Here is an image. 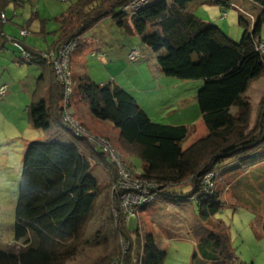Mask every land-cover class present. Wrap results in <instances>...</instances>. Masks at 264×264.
Wrapping results in <instances>:
<instances>
[{"label": "trees", "instance_id": "trees-1", "mask_svg": "<svg viewBox=\"0 0 264 264\" xmlns=\"http://www.w3.org/2000/svg\"><path fill=\"white\" fill-rule=\"evenodd\" d=\"M11 1L19 0L0 3L6 6ZM128 1L78 0L58 17V39L52 47L76 39L80 43L87 31L113 17L121 28L141 37L164 75L203 81L196 97L207 133L184 148L183 142L195 127L154 121L128 89L115 81L96 82L86 71L73 72L71 107L79 99L88 105L94 119L113 124L122 146L143 160V170L137 172V177L157 197L164 196L176 204H196L206 232L196 242L191 264H256L240 262L229 228L215 216L226 205L218 188L223 174L264 162V97L256 124L251 125L252 106L247 96L251 83L264 75V53L260 49L264 44V0H155L134 14L122 9ZM242 1L258 12L247 11ZM193 3L239 11V22L244 26L241 41L232 40L216 23L196 15L191 9ZM1 25L0 21V33ZM11 41L21 42L31 54L30 60L23 58L15 45L21 63L47 66L48 72L40 76L26 114L33 128L49 133L26 147L16 208L17 249H0V264H66L87 248L98 246L92 236L97 233L98 237L104 230L103 238L111 237L113 249L97 264H111L117 257L119 233L129 242L128 248L118 253L125 264H164L166 252L158 247L155 235L148 231L142 239L138 225L133 227L130 222L137 217L126 220L120 204L111 199L117 196L118 162L101 145L88 136L77 135L69 123L61 120L65 86L52 64L22 40ZM43 88L47 96H40ZM63 132L74 142L63 141ZM95 163L109 174L108 182L100 183L91 174ZM257 171L261 175L255 181L264 190L263 171ZM211 172L213 186L205 188L204 177ZM187 183L193 185V190L180 189L179 185ZM254 191V212L259 220L254 230L264 232L263 199ZM156 200L141 207L145 209ZM91 229L95 233L89 236ZM133 230L137 232L134 240L130 236Z\"/></svg>", "mask_w": 264, "mask_h": 264}, {"label": "rangeland", "instance_id": "rangeland-1", "mask_svg": "<svg viewBox=\"0 0 264 264\" xmlns=\"http://www.w3.org/2000/svg\"><path fill=\"white\" fill-rule=\"evenodd\" d=\"M77 1L78 0L11 1L6 7V13L10 21L5 24V33L8 35L10 43L12 42L11 40L13 37L24 40L20 37V29L21 27H24L33 16V19L30 22V35L25 39V41L28 43H31V41L32 43L36 42L37 44L33 45H41L38 47H42V49H45L51 43V45H49L51 48L58 39V29L60 28L58 17L65 13L68 8ZM241 6L250 13L256 14L258 12L257 8H254L248 2L242 1ZM191 9L201 18L216 23L226 34L232 37V40L236 42L241 41L244 33V26H242L239 22V11L235 9H222L221 7L204 3H193L191 5ZM224 11L227 13L226 15H223ZM42 22L45 23L47 35H44L40 32L43 25ZM110 22L107 21L103 23L102 27L96 30L98 33L96 39H99V41L103 40V44L106 43L105 48L110 55L108 56L109 62L107 63L109 65L107 66L104 62H102V60L107 59L105 56H90L88 53L89 47L85 46L84 39H81V42L75 48V50L77 49L78 51L74 50L71 53L72 64L73 61H75V66L73 64L71 68L72 72L78 74L79 72H77V70L80 71L84 69L86 73L89 72L91 74V78L93 80L100 82L105 79H112V74L115 75L121 71L116 69L115 65V67L110 70L111 63L115 64V61L117 60H123L127 65L137 63L146 64L148 70L142 71V76L132 78L126 76L127 74H123V77L120 79H124L125 85L131 88L132 93H134L140 101H143V104L146 107V103L149 105L152 104V106L149 108L151 109V113H153L152 115L156 120L162 119L159 118L160 116L163 118L166 117V115H168V109H164L160 114V111L158 112L156 106H154V101H150L151 97L155 96L153 93L155 91L148 89L144 96L143 92L140 93L138 90L139 88L144 89V83H141L139 80L143 82L147 77L149 83L153 85L152 87H158L159 84H162L163 86L159 88L160 90H156V92H159L156 95L160 94V96L157 98H159L160 101L162 100L164 105H168L173 102L181 93L187 96L192 94L196 96L197 91L203 85V81H182L181 79L171 76L156 75L152 71V66L148 61L152 60V62L155 64L157 62L153 59H150L151 55L148 56L147 51L149 49L143 43L141 37L136 34H128L125 28L120 31L118 24H110ZM103 34H106V36H103ZM119 35H121L120 39H125L121 43H118L116 40L118 39ZM261 36V39L264 42V29L261 33ZM131 40L134 43L132 44V47H130ZM122 45L126 46L122 47ZM134 45H138L137 48L139 49H135L130 53V55L133 56L131 59V57L128 56V53L133 48H135ZM10 47L14 51L17 48L12 46ZM17 50L20 52L19 49ZM151 52L153 51L151 50ZM139 54L143 55L144 57L142 56L143 58H138ZM146 54L148 60H146ZM134 61L136 62L134 63ZM48 62L50 63V61ZM31 64L32 65H29L28 67L36 68V75L39 77L41 66L36 62ZM53 69L55 71L54 66ZM125 71L126 70L124 69L122 73H125ZM150 76L153 77L151 80ZM174 82L185 83H180L179 86H175ZM247 96L252 106L250 124L255 125L260 103L264 97V75L251 83L247 92ZM143 97L146 100V103ZM16 104L18 105L17 107ZM84 105L88 106L85 103ZM9 108V106H2V110H0V249L2 250L17 249L15 238V227L17 221L16 208L19 199L20 182L24 170L23 160L26 147L29 142L43 139L48 135L47 131L33 128L30 125L26 112H24L25 104L23 102L16 101L14 102L13 108H10L11 110H9ZM64 109V113H69L73 118L72 121L74 124L86 131L83 132V135L88 136L90 140L94 141V143L103 146L104 150L109 153L111 158H114L118 162L119 176L122 178L123 171L128 173V175L124 174L125 177L122 178L123 183H125L127 187L119 186L123 188V190L121 189L119 192V188L115 187L117 196L115 194L113 197L111 196V199L113 198V202L115 204H120L119 206L121 207L123 195L125 196L128 190L134 189V182L137 180L136 178L139 174L137 172H141L143 170V160L140 156L133 154L132 150L126 149L124 146H122L121 142L119 141L118 131L113 126L106 125L108 123L96 119L101 124L96 125L93 130L78 116L74 110L75 108L71 107V99L68 100L66 105L64 101ZM195 113L200 114L198 107H196ZM62 119L63 117H61V120ZM71 127L76 129V126H73L72 124ZM195 129L191 130V133L183 142L184 148H187L196 139L204 136L207 133L206 127L202 122L199 123ZM62 134L63 141L74 142V139L68 133L63 132ZM91 137H94L97 140H93ZM102 139L106 140L108 143L106 144L105 142H101L100 140ZM258 167H260L259 169L263 171L262 175L264 178V162L256 164L253 167L243 171L234 170L223 174V180L219 179L221 181L219 182L220 185L218 188L222 194L221 200L226 201V205L224 206L223 210L215 216V218L221 219L229 228L233 245L236 248L240 262L254 261L256 264H264V233H256L254 230V224L259 222L257 218L258 215L254 212L256 206L253 193L255 192V189L258 194L262 192V209L264 210V190L261 189V187L255 181L257 179V175H261V171H259V173L258 171L252 172V170ZM91 174L100 183L104 184L109 181V174L98 163L93 165ZM179 186L181 187L180 189L185 191L193 190V185L189 183H187V185L181 184ZM158 191L160 190L158 189ZM155 199H157L156 202L152 203L151 206L145 209L141 206L137 208L136 211L138 214L136 213V221L129 220L131 222V226L135 227V225H138V230H140V236L142 239L145 233L148 231L155 235L158 247L166 252L164 264H191L194 251L196 250V242L199 237L206 232V226L203 224L200 218L196 204L185 202L183 204L184 208L179 209L173 207L170 204L174 203L173 201L169 199L164 201V196L160 195L157 197L156 195ZM256 203H258L257 200ZM114 209L117 210V206H115ZM117 217L119 218V215ZM94 231L92 232V229L88 231L89 236H92L95 233ZM119 234L120 235L116 240L117 244L119 245V251L117 254L115 253V257L118 256V253H120L125 247L128 248L129 245L125 235L122 233ZM136 235L137 232H135V230L130 232V236L133 238V240L136 238ZM104 236L105 230L100 232L98 237L97 233H95L92 236V240L97 242L98 246L93 245L92 247L87 248L82 254H79L66 264L101 263L98 262V260L101 257L106 256L107 253L111 252V249H113V240L110 239L111 237L103 238Z\"/></svg>", "mask_w": 264, "mask_h": 264}, {"label": "crops", "instance_id": "crops-1", "mask_svg": "<svg viewBox=\"0 0 264 264\" xmlns=\"http://www.w3.org/2000/svg\"><path fill=\"white\" fill-rule=\"evenodd\" d=\"M7 5L4 6L3 3L2 4L0 3V13H4V15L6 16L5 19L1 18V20H0L1 23H2V25H1V31L2 32L0 33V57H1L0 58V84H6V85H8V93H7V95H5L4 97L0 98V110H2V106H9L12 109L13 108V105H14V102L20 101V102H23L25 104L24 112H26L27 105H29L30 102L34 98L33 97L34 96V92H35V90L38 87V81H39L40 76L42 74H45V72H48V69H46L47 68L46 65L36 62L37 64H39L41 66V70H40L39 77H38L36 75L37 74V72L35 70L36 68H34V67H32V68L28 67L29 65H32L31 63H28V62H23L24 64H22L21 63V60H20V52L17 50V48L14 51L10 47V46H12V47L15 48V45L12 42H11L12 44L10 43V40L8 38V35L5 33V24L8 21H10V19H8V15L6 13V7H7ZM32 19H33V16H32ZM32 19H30L27 22V24L24 27H21V29H20V31L22 29H25V28H27V30H29V34L27 36H22V34H20V37L24 39V40H22V42H24L30 49H33L36 52H44L46 50H49L50 49L49 45H51V43L48 45V47H46L45 49H42V47H38V46H41V45H37V46L36 45H33V44H37L36 42H33L32 43V41H31V43H28L27 41H25V39L28 38L29 35H30V31H31V29H30V22H31ZM109 19L111 20V22H110ZM107 21H109L110 24L111 23L112 24H118L116 22V20H114L112 17H107V18L103 19L101 22H99L91 30L87 31L82 36L81 39L82 40L84 39V45L89 47L88 53L90 54V56L93 57L95 55H100V56L107 57V59L106 60H102V62H104L105 65L108 66L109 65V64H107L109 62L108 56H110V55H109V52L105 48L106 43L103 44V40L102 41L101 40L99 41V39H96L97 38L96 36L98 35V33L96 32V30L98 28H101L102 27V24L105 23V22H107ZM42 24L43 25L41 27V31L40 32L42 34H44V35H47V30L45 28V23L42 22ZM118 26L120 27L119 30L122 31L123 28H121V26L119 24H118ZM127 33L128 34H133V33H130L129 31ZM128 34H126V35H128ZM103 36H106V34H103ZM120 36L121 35H119L118 39H116L118 43H121L122 41L125 40V39H120ZM43 37H46V36H43ZM13 38H16V37H13ZM46 42H47V39H46ZM105 42H107V41H105ZM132 44H134V43L131 40L130 41V47L133 46ZM54 45H55V43H54ZM124 46H126V45H122V47H124ZM137 46L138 45H136V46L134 45V47H135L134 49H139V48H137ZM95 52H98V53H96L94 55L93 53H95ZM130 52L128 53V56L130 55ZM147 52H148L147 53L148 56L151 55V58L150 59H153V60H155L157 62L155 55H153V52H151L150 49ZM147 54L145 55L146 58H147ZM146 60H148V58ZM111 61H112V59H111ZM119 61L120 60L115 61V64L111 63L110 70H112V68L116 66L115 68L116 69H119L121 71H119L118 74H115V75L112 74L111 75L112 76V79H110V80L105 79V80L100 81L99 83H107L109 81H115L118 84H120L121 86H123L124 88L128 89L132 93L131 88H129V87H127L125 85L124 79L122 80L120 78L123 77V74H127L126 76L132 77V78H135V77H138V76L140 77V76H142V71H147L148 68H147L146 64H144V63L143 64L142 63L141 64L140 63H137V64L127 65L125 61H123V60H121L120 62ZM148 62L152 66V71L156 75H159V76L164 75L160 71L157 63L155 64L154 62H152V60L151 61H148ZM74 63H75V61H73V64ZM25 65H27V66H25ZM74 66H75V64H74ZM124 69L126 71H125V73H122V71ZM84 71H85L84 69H82L80 71L77 70V72H79V73L84 72ZM90 76H91V74H90ZM151 78H153V77L150 76V80H151ZM139 81L141 83H144V86H143L144 89H140V88L138 89L140 91V93L143 92L144 96H145L146 92L148 91V89H151V90L155 91V92H153L155 94V96L151 97V100L150 101H154V104L155 105L154 104L153 105L156 106L158 112L160 111V114L162 113V111L164 109H168V115H166V117L163 118L162 116H160L159 118H162V119L156 120V119H154V117L152 115L153 113H151L152 111L149 108V107L152 106V104L151 105L147 104L146 103V100L143 97V99H144V101H145V103L147 105V107H146L143 104V101H140L138 99V97L134 93H132L136 97V99L138 100L139 104L148 112V114L151 116V118L154 121L162 122V123H169V124H186L188 126H191L192 128H194V127L196 128V126L199 123L202 122L201 121V113H200V111H199L200 114H196L195 113L196 112V107H198V104H197V97L194 94L187 96V95L181 93L180 95H178V98L175 99L173 102H171L168 105H164L163 104V101L162 100L160 101L159 98H157V97L160 96V94L159 95H156V94L159 93L158 91L156 92V90H158L159 88H161L163 86L162 84H159L158 87L157 86L152 87L153 85L151 83H149V80H148L147 77L145 78V81H143V82L141 80H139ZM182 81H185V80H182ZM96 82H98V81H96ZM180 83H185V82H174V85L175 86H179ZM45 90H46V88H43L42 89L40 96H45V95L47 96V92L48 91H45ZM17 106L18 105L16 104V107ZM10 108H9V110H11ZM74 108H75L74 110L78 114V116L83 121H85V123L88 124V126L90 128H92L93 130L96 127V125L101 124L99 121H97L96 119H94L91 116L89 107L86 106V105H84V102H80L79 99H78L76 105L74 106ZM172 120H175V121H172ZM104 122L108 123L106 125L113 126V124L111 122H108V121H104ZM259 168L260 167L254 169L252 171H257V170H259ZM261 197H262V194H261ZM166 199L167 198H165L164 201H166ZM170 204L173 207H176V208H179V209H183L184 208V205L183 204H180V203H178V204H176V203H170ZM260 231H261V233H264L262 230H260Z\"/></svg>", "mask_w": 264, "mask_h": 264}, {"label": "built area", "instance_id": "built-area-1", "mask_svg": "<svg viewBox=\"0 0 264 264\" xmlns=\"http://www.w3.org/2000/svg\"><path fill=\"white\" fill-rule=\"evenodd\" d=\"M153 1L155 0H130L123 5L122 9L127 14H134L141 8L152 3ZM5 17L6 16L4 14L1 16V18L3 19H5ZM21 34L22 36H27L29 34V30L22 29ZM13 43L21 50L22 57L30 60L31 54L25 50L22 43L19 41H13ZM78 45H79V39H76L67 42L62 47L55 46V47H51L47 51L42 52V56L53 64L58 80L65 86V94H66L65 105L70 99L69 98L70 93L73 90V74H72L73 72L71 71V53L72 51L75 50V48ZM260 49L263 50L264 52V44L260 45ZM93 54L95 55L96 52ZM129 56L132 59L133 56L132 55ZM142 56L143 55L139 54L138 58ZM7 93H8V85L0 84V98L7 95ZM72 120L73 118L70 116L69 113H64L62 121H64L65 123H69L70 125L72 124L73 126H76V129H74L76 134L83 135V132L85 130L74 124ZM91 139L97 140L94 137H91ZM100 141L105 142L106 144L108 143L106 140L103 139ZM122 173H123L122 178L125 177V175H128V173L125 171H123ZM213 176L214 173L211 172L204 177L203 183L205 184V188H212L213 184L211 179L213 178ZM122 178L120 177V180L116 184V188L117 187L119 188L118 190L121 189L123 190V188L119 186L127 187L125 183H123ZM136 179L137 180H135L134 182L135 183V187H133L134 189L128 190L127 194L125 196L123 195L122 197L123 200H122L121 210L126 220H130L133 217H137L138 214L136 211L137 208L144 204H148L149 202H151L156 198V193L152 192L147 185L141 183L138 177ZM111 264H125L124 257L117 256Z\"/></svg>", "mask_w": 264, "mask_h": 264}]
</instances>
